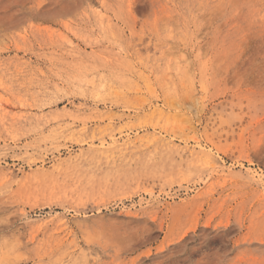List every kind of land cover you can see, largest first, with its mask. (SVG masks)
<instances>
[{
	"label": "rangeland",
	"instance_id": "obj_1",
	"mask_svg": "<svg viewBox=\"0 0 264 264\" xmlns=\"http://www.w3.org/2000/svg\"><path fill=\"white\" fill-rule=\"evenodd\" d=\"M0 264H264V0H0Z\"/></svg>",
	"mask_w": 264,
	"mask_h": 264
}]
</instances>
